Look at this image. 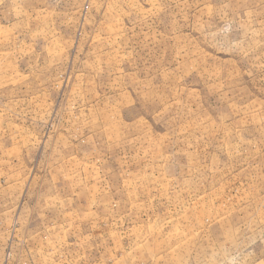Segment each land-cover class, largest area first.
<instances>
[{
    "label": "rangeland",
    "instance_id": "374dc122",
    "mask_svg": "<svg viewBox=\"0 0 264 264\" xmlns=\"http://www.w3.org/2000/svg\"><path fill=\"white\" fill-rule=\"evenodd\" d=\"M0 264H264V0H0Z\"/></svg>",
    "mask_w": 264,
    "mask_h": 264
}]
</instances>
